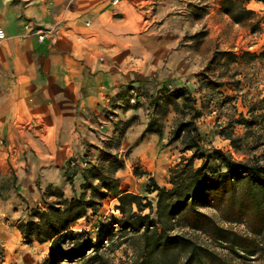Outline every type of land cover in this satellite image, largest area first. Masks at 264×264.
Here are the masks:
<instances>
[{
  "label": "crops",
  "instance_id": "1",
  "mask_svg": "<svg viewBox=\"0 0 264 264\" xmlns=\"http://www.w3.org/2000/svg\"><path fill=\"white\" fill-rule=\"evenodd\" d=\"M111 1L72 0L69 8V0H0L1 224L21 200L36 202L49 191L71 199L76 187L80 193L84 169L99 164L104 152L120 157L135 147L139 158L130 160L148 179L144 193L121 179L129 173L124 157L114 174L119 189L146 197L156 195L150 183L170 187L174 148L179 159L191 154L180 138L168 143L175 126L154 125L147 101L170 78L191 74L187 46L194 44L185 35L205 31V42L218 35L219 16L231 22L222 0ZM149 3L156 11L144 21ZM194 11L198 24L188 21ZM32 24L55 34L39 40ZM133 116L140 119L136 144L126 143L127 128L118 127Z\"/></svg>",
  "mask_w": 264,
  "mask_h": 264
},
{
  "label": "trees",
  "instance_id": "2",
  "mask_svg": "<svg viewBox=\"0 0 264 264\" xmlns=\"http://www.w3.org/2000/svg\"><path fill=\"white\" fill-rule=\"evenodd\" d=\"M238 1L240 4L222 0L221 4V10L236 24L255 15L242 4L251 0ZM157 94L151 98L154 125L160 120L159 99L184 98L190 115L176 124L168 138V143L180 138L183 151H191L170 168V187L150 183L148 191H156L154 204L146 196L119 189L114 173L123 166V159L104 152L99 164L84 169L77 197L64 199L49 191L58 202L36 210L32 220L19 225L27 243H49L44 264H112L103 240H112L113 227L119 237H125L124 242L135 247L136 254L128 264H264V163L257 156L236 160L220 148L204 146L195 124L199 113L192 104L194 96L186 87ZM236 125L242 127L241 135L233 134ZM220 134L235 150L244 144L254 148L262 143L264 97L251 104L247 114L229 119ZM111 196L118 202L121 217L102 227L103 239L92 242L86 230H73L72 225L88 210L98 215L102 201ZM205 208L217 214L203 212ZM144 210L149 212L143 214ZM180 228L201 233L205 240L178 231Z\"/></svg>",
  "mask_w": 264,
  "mask_h": 264
},
{
  "label": "rangeland",
  "instance_id": "3",
  "mask_svg": "<svg viewBox=\"0 0 264 264\" xmlns=\"http://www.w3.org/2000/svg\"><path fill=\"white\" fill-rule=\"evenodd\" d=\"M234 3L240 4L238 0H234ZM248 3L243 2L242 4L253 10L255 15L238 25L232 24V21V23L229 21L230 24L225 21L223 16H219L218 20H214V23L221 27L214 39L203 42L200 38L206 35L205 31H194L190 36L185 35V41H191V44H194L187 46L193 65L191 74H187L185 77L170 78L172 81L164 83L165 86L158 88L156 92L165 94V91L171 92V90L176 89L175 86H177V89L182 88V86L188 90L190 88L192 91L189 90V92L194 96L192 104L199 113L195 123L198 126L201 135L200 140L203 145L220 148L236 160L257 156L260 162L264 163V139L262 143L254 148L244 144L242 149L235 150L229 141L220 134L221 128L226 126L229 119L236 118L239 113L247 114L251 104L264 97V2L253 1L250 4ZM155 5L148 4V11L145 14L150 15L149 17L145 16L144 21L149 19L156 11ZM68 6L73 8L72 0H69ZM192 15L193 18H188V21L198 24L200 21L197 17L199 11H194ZM30 27L28 26L29 29ZM192 27L195 30V26ZM41 29L43 28L32 24L31 30H35V34ZM144 29L145 26L141 30ZM180 83L184 85L180 86ZM134 101L136 102V99ZM185 103H188V101L185 102L184 98L159 99L160 123L167 122L169 128L170 125L176 126L183 119H189L190 115L188 109L184 107ZM147 106L152 110L151 99L147 101ZM130 121V123H121L118 127L125 130L127 128L123 137L126 143L135 142L136 144L139 138L137 134H140L139 130H136L139 128L140 119L133 116ZM242 132V127L238 125L233 127V134L241 135ZM180 142L182 145L181 140ZM174 146L175 144L171 145L173 148ZM186 154L189 156V153ZM171 155L172 160L178 162L180 154L176 148H174ZM123 157L127 161L128 167H126V170L129 171L128 174H122L121 176L125 186L130 187L132 185V188L137 187L139 192L144 193V186L148 179L146 177L141 179L138 176L139 167L132 166L134 163L131 164L130 160L131 158H139L138 155H135V147L130 146L123 149L119 158ZM169 157L171 158V156ZM199 163V160L195 161L196 165ZM73 192L75 197L80 194L77 187ZM52 195L56 196L53 193H47L45 197L31 203L21 200L22 207L19 205L14 206V211L11 212L10 216L4 217L3 223H0V264L45 263L49 243H27L19 225L32 220L36 210L46 209L50 203L58 202L57 198L50 197ZM18 196L20 195L18 194ZM147 198L154 204L155 197ZM117 204V200L112 196L103 200L102 205L98 207V215L94 216L92 211L88 210L84 218L72 225L73 230H86L92 242L103 239L104 235H101L102 227L110 223L112 219L121 217L119 211L116 210ZM201 210L209 214H217L213 209L205 208ZM148 212L149 210H144L143 214ZM233 227L239 230L243 229L242 225H233ZM116 228L113 227L112 240H103L105 247L103 249H105L104 252L112 264H128L136 254L135 247L129 242H124L125 237H119ZM177 230L185 232L199 241L205 240L201 233L193 232L187 228ZM111 241L113 242L112 245ZM67 262V260L64 261V263Z\"/></svg>",
  "mask_w": 264,
  "mask_h": 264
},
{
  "label": "built area",
  "instance_id": "4",
  "mask_svg": "<svg viewBox=\"0 0 264 264\" xmlns=\"http://www.w3.org/2000/svg\"><path fill=\"white\" fill-rule=\"evenodd\" d=\"M117 2H118V0H112L111 1V3L113 5L116 4ZM36 34H37V38L39 40H43L45 38L52 37L55 33H54V31L52 29L47 28V29L38 30L36 32ZM4 36H5V32H4L3 28H2V26L0 25V39L4 38Z\"/></svg>",
  "mask_w": 264,
  "mask_h": 264
}]
</instances>
